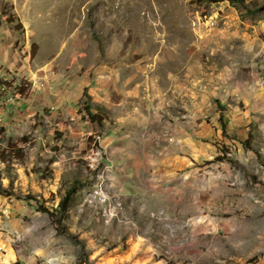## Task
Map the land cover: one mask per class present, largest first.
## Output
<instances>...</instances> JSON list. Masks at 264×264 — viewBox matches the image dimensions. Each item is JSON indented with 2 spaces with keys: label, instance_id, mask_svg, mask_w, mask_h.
<instances>
[{
  "label": "rangeland",
  "instance_id": "obj_1",
  "mask_svg": "<svg viewBox=\"0 0 264 264\" xmlns=\"http://www.w3.org/2000/svg\"><path fill=\"white\" fill-rule=\"evenodd\" d=\"M234 1L0 0V126L25 152L0 167V264H264V0ZM127 150L191 162L196 212L122 197Z\"/></svg>",
  "mask_w": 264,
  "mask_h": 264
},
{
  "label": "crops",
  "instance_id": "obj_2",
  "mask_svg": "<svg viewBox=\"0 0 264 264\" xmlns=\"http://www.w3.org/2000/svg\"><path fill=\"white\" fill-rule=\"evenodd\" d=\"M177 140L181 132L179 129L174 130ZM168 153L174 154L169 150ZM120 156L116 168L115 180L122 190V197L127 200L131 197H140L145 202L142 207L144 210L153 213L156 205L165 207L171 212L176 204L188 216L196 212L198 207V169L191 166V162H184L175 159V155H166L163 151L161 160L156 162V156L151 155V160L141 161L135 153L129 150ZM135 155V157H130ZM147 155V154H146ZM181 158V156L179 155ZM183 202V203H182ZM181 204V205H180ZM178 211V210H177Z\"/></svg>",
  "mask_w": 264,
  "mask_h": 264
},
{
  "label": "trees",
  "instance_id": "obj_3",
  "mask_svg": "<svg viewBox=\"0 0 264 264\" xmlns=\"http://www.w3.org/2000/svg\"><path fill=\"white\" fill-rule=\"evenodd\" d=\"M216 3L215 0H209V4ZM233 4L242 6L245 4V0H235ZM8 24H13L14 22L10 19L7 20ZM18 27H22V24L19 23ZM1 86L8 87V84L0 81ZM223 134L228 137V127L226 123H224L223 118L220 119ZM5 129L0 126V167L3 164H8L10 161L13 162L17 159H24L25 152L23 148H17L15 145V140L12 138H7L5 135ZM2 171L0 168V195L6 197H16L13 191L10 189H5L1 183ZM10 187H12V183H10ZM71 192L62 200L59 205V212H57V216H54V219L58 221L61 225L62 221L67 217L69 211V205L71 202ZM46 211V210H45Z\"/></svg>",
  "mask_w": 264,
  "mask_h": 264
}]
</instances>
